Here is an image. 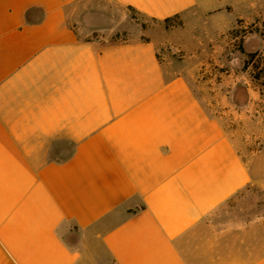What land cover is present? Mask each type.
<instances>
[{"label":"crops","instance_id":"crops-1","mask_svg":"<svg viewBox=\"0 0 264 264\" xmlns=\"http://www.w3.org/2000/svg\"><path fill=\"white\" fill-rule=\"evenodd\" d=\"M241 6L264 0H0V264H264V208L221 207L264 154L189 80ZM128 9L158 28L91 35Z\"/></svg>","mask_w":264,"mask_h":264},{"label":"rangeland","instance_id":"rangeland-1","mask_svg":"<svg viewBox=\"0 0 264 264\" xmlns=\"http://www.w3.org/2000/svg\"><path fill=\"white\" fill-rule=\"evenodd\" d=\"M239 15L242 19L237 18ZM224 17V24L233 22L232 26L219 36L198 74L189 76V80L198 86L208 107L223 116L226 127L239 134L246 155L264 154V8L249 11L241 6ZM103 20L105 26L91 34L103 43L144 39L148 36L147 29L158 28L159 24L132 9L127 10L126 18L118 11L113 18ZM182 23L177 16L164 22V26ZM252 52L258 53L254 59L258 67L244 69V62ZM254 72L257 78L252 77ZM258 161L264 167V155ZM221 207L232 215L239 213L240 218H249L264 208V187L248 186Z\"/></svg>","mask_w":264,"mask_h":264},{"label":"trees","instance_id":"trees-1","mask_svg":"<svg viewBox=\"0 0 264 264\" xmlns=\"http://www.w3.org/2000/svg\"><path fill=\"white\" fill-rule=\"evenodd\" d=\"M170 19H166V20H164L165 22H167V21H169ZM258 56V53L257 52H252V53H249L248 54V58L245 60V62H244V69H247L248 67H253V68H257L258 66L257 65H255L254 64V59H255V57H257ZM252 77L253 78H257V74H255V72H254V74H252Z\"/></svg>","mask_w":264,"mask_h":264}]
</instances>
